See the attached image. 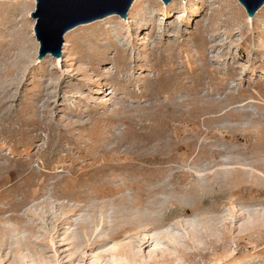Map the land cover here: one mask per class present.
Returning a JSON list of instances; mask_svg holds the SVG:
<instances>
[{"label":"rangeland","instance_id":"rangeland-1","mask_svg":"<svg viewBox=\"0 0 264 264\" xmlns=\"http://www.w3.org/2000/svg\"><path fill=\"white\" fill-rule=\"evenodd\" d=\"M161 2L0 0V264H264V3Z\"/></svg>","mask_w":264,"mask_h":264},{"label":"water","instance_id":"water-1","mask_svg":"<svg viewBox=\"0 0 264 264\" xmlns=\"http://www.w3.org/2000/svg\"><path fill=\"white\" fill-rule=\"evenodd\" d=\"M35 11L30 14L36 19L34 35L39 42L38 56L42 58L46 54L53 57L61 56L63 35L73 27L103 18L110 14L125 17L133 0H83L84 7L68 16L55 28L50 26V18L53 12V0H35ZM170 0H162L161 4ZM245 9L248 17H253L264 0H237Z\"/></svg>","mask_w":264,"mask_h":264},{"label":"snow or ice","instance_id":"snow-or-ice-1","mask_svg":"<svg viewBox=\"0 0 264 264\" xmlns=\"http://www.w3.org/2000/svg\"><path fill=\"white\" fill-rule=\"evenodd\" d=\"M84 7L83 0H53V12L50 18V26L55 28L68 16Z\"/></svg>","mask_w":264,"mask_h":264},{"label":"bare ground","instance_id":"bare-ground-1","mask_svg":"<svg viewBox=\"0 0 264 264\" xmlns=\"http://www.w3.org/2000/svg\"><path fill=\"white\" fill-rule=\"evenodd\" d=\"M247 18H248V16H247ZM137 264H144V263L137 262Z\"/></svg>","mask_w":264,"mask_h":264}]
</instances>
